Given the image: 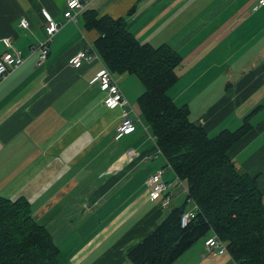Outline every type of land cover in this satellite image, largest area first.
Returning a JSON list of instances; mask_svg holds the SVG:
<instances>
[{"label":"crops","instance_id":"obj_1","mask_svg":"<svg viewBox=\"0 0 264 264\" xmlns=\"http://www.w3.org/2000/svg\"><path fill=\"white\" fill-rule=\"evenodd\" d=\"M65 2L0 0V55L9 38L24 57L0 78V197L25 199L32 218L50 233L57 261L128 264L129 250L168 211L149 199L146 178L163 169L170 205L182 204L187 192L138 108L139 79L109 71L126 99L122 107L139 118L135 129L116 138L121 108L104 104L107 93L95 79L106 68L99 53L79 68L69 65L70 56L94 48L99 36L85 27V10L125 17L137 41L168 44L181 56L167 94L210 136L235 130L255 110L251 129L228 156L255 177L264 205V6L255 8L258 0H86L72 22L63 16ZM47 14L63 24L38 64L30 47L45 39ZM22 18L29 28L19 25ZM192 207L188 202L185 209ZM211 234L171 264H237L229 253L205 251Z\"/></svg>","mask_w":264,"mask_h":264},{"label":"trees","instance_id":"obj_2","mask_svg":"<svg viewBox=\"0 0 264 264\" xmlns=\"http://www.w3.org/2000/svg\"><path fill=\"white\" fill-rule=\"evenodd\" d=\"M82 16L85 27L99 33L93 46L105 67L140 80L138 108L176 178L186 183L183 203L171 204L155 228L129 250L128 264H171L209 231L226 243L237 264H264L262 194L255 177L235 168L228 156L251 129L255 110L235 130L222 129L210 136L167 94L181 61L170 45L140 43L127 29L125 17L98 16L93 9ZM188 202L196 209L181 225ZM57 254L50 233L32 218L25 199L0 197V264H60Z\"/></svg>","mask_w":264,"mask_h":264},{"label":"built area","instance_id":"obj_3","mask_svg":"<svg viewBox=\"0 0 264 264\" xmlns=\"http://www.w3.org/2000/svg\"><path fill=\"white\" fill-rule=\"evenodd\" d=\"M86 0H66L65 9L63 11V16L65 21L77 22L78 15L84 10ZM264 0H258L257 7H263ZM63 22L56 21L54 18L48 14L45 16L44 29L46 32V37L44 40L40 41L36 45L30 47L31 53H37L38 64L46 60L49 53V44L51 43L53 36L59 30ZM19 25L24 28H29V22L27 19H20ZM3 43L7 50L0 55V78H5L9 71L19 67L23 61V53L20 49L14 48L11 45V40L9 38H4ZM97 52L92 46H87L83 49L76 51L72 56L69 57L68 63L74 68H79L83 64L95 60ZM95 79L101 90L106 91L107 95L104 99V104L106 107L113 109L120 107V121L116 126V135L119 137L131 132L135 128L136 122L139 121L138 116H130L127 109L122 106L125 105L126 99L121 93L119 87L113 82L111 73L108 69L102 68L99 70ZM264 81V75H263ZM163 169H158L146 178V186L149 189V199L151 201H157L162 207H169L171 202V195L169 192L171 184L162 179ZM196 206L182 213L181 215V225H185L190 217L194 215ZM204 248L207 253L222 254L228 253L226 243L220 240L215 233L208 236L204 240Z\"/></svg>","mask_w":264,"mask_h":264},{"label":"rangeland","instance_id":"obj_4","mask_svg":"<svg viewBox=\"0 0 264 264\" xmlns=\"http://www.w3.org/2000/svg\"><path fill=\"white\" fill-rule=\"evenodd\" d=\"M78 20H79V17H78ZM134 77H135V76H134ZM138 83H139V85H140V90H141V89L143 90V86H142V84H141V82H140L139 80H138ZM134 89H135V87H133V90H134ZM136 101H137V100H136ZM141 117H142V115H141ZM183 182H184V181H183ZM184 183H185V182H184ZM192 205H194V204L192 203ZM168 208H169V207H167L166 210H168ZM190 209H191V208L187 209V211L190 210ZM198 240H199V239H198Z\"/></svg>","mask_w":264,"mask_h":264}]
</instances>
